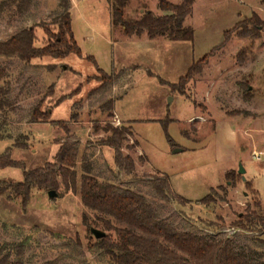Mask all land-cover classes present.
Returning a JSON list of instances; mask_svg holds the SVG:
<instances>
[{
  "label": "rangeland",
  "instance_id": "obj_1",
  "mask_svg": "<svg viewBox=\"0 0 264 264\" xmlns=\"http://www.w3.org/2000/svg\"><path fill=\"white\" fill-rule=\"evenodd\" d=\"M69 3L81 56L47 57L29 64L0 59L11 102L0 114L4 122L0 156L9 150L13 161L32 171L53 161L59 148L56 141L79 143L77 192H66L61 186L50 198L51 191L34 189L25 212L20 198H0V245H24L20 256L11 249L8 264H113L102 252L88 247L94 243L93 232L104 236L108 232L98 219L101 216L81 203L79 179L84 162L90 164L92 176L99 182L145 196L177 230L230 238L236 246L256 252L264 262V233L232 227L250 212L264 218V157L260 162L252 157L264 153V32L256 38H239V30L218 48L226 32L253 14L264 21L263 0H196L184 23L194 31L192 42L164 37L150 40L146 34L126 36L121 27L111 24L110 0ZM157 3L130 0L125 18L140 20L148 11L158 17L169 15L158 10ZM60 12L59 0H31L23 15L13 7L0 9V42L40 23L56 31L52 21ZM36 34V47H44L47 36L41 28ZM216 48L183 95L172 91L170 86L178 84L193 63ZM101 73L118 78L95 92L101 86ZM71 94V99L57 104ZM111 100L114 108L109 111ZM40 102L41 111L48 112L50 119L31 123L33 109ZM53 122H69L70 134ZM108 124L132 128V135L122 145V154L135 164L131 175L117 170L114 151L100 145L109 135L96 128ZM18 144L26 148L20 149ZM130 146L134 149H128ZM240 165L244 176L238 174ZM163 176L168 177L172 194L188 204L155 195L150 182ZM22 180L21 169H0V181ZM210 193L212 202L200 204Z\"/></svg>",
  "mask_w": 264,
  "mask_h": 264
},
{
  "label": "trees",
  "instance_id": "obj_2",
  "mask_svg": "<svg viewBox=\"0 0 264 264\" xmlns=\"http://www.w3.org/2000/svg\"><path fill=\"white\" fill-rule=\"evenodd\" d=\"M130 0H110V18L114 28L121 27L128 37H141L146 34L148 39L164 37L169 41L192 42L194 31L184 25L185 20L192 13V7L196 0H182L179 5H174L167 0H158L157 8L169 15L155 16L152 12H145L140 20L125 18V9ZM61 12L53 18L56 31L51 30L46 24L40 23L25 28L8 40L0 42V59H18L29 64L33 60L43 58L64 59L70 54L81 56V52L75 42L71 26V12L69 0H59ZM264 3V0H263ZM31 6V0H4L0 3V9L13 7L19 15L25 14ZM41 28L47 36L44 47H36L37 30ZM239 34V38L259 37L264 32V21L257 14L236 24L231 32L225 33L221 48L228 41L232 33ZM214 49L202 60L193 63L185 77L178 84L171 85L174 92L183 95L185 87L200 75L213 57ZM101 86L95 92L107 85L113 84L118 75H106L101 73ZM5 70L0 69V114L11 107L9 101L10 85L4 81ZM75 93V92H74ZM73 94L62 97L57 104L71 99ZM42 102L34 109L31 115V123H46L50 119L48 112L41 111ZM105 108V107H104ZM109 111L114 108V102H108ZM1 120V117H0ZM53 126L60 128L66 135L70 134L69 122H53ZM4 125L0 121V130ZM102 131L109 135L100 141L103 147H109L114 151V165L120 172L131 175L135 171V164L130 156L122 154V145L126 137L132 135L131 126L114 128L110 124L96 132ZM0 134V140H2ZM59 147L52 162L46 163L42 168L27 171L20 162L11 158L10 151L0 156V169L18 168L23 171V180L18 183L0 181V198L21 199L22 210L25 212L34 189L58 191L61 186L66 190L78 191V145L70 139L56 141ZM25 149L23 145H17ZM133 150L134 146L128 147ZM84 162V160H83ZM82 174L79 181V197L82 205L89 211L98 214L99 221L108 232L103 238L94 240L89 245L90 250L100 251L106 255L113 264H264L260 256L244 247H238L230 238L207 237L192 232H181L176 227L161 218L145 196L135 193L130 189L121 188L113 184L99 182L92 176L90 164L84 162L81 166ZM155 195L164 201L176 199L178 203L186 205L189 202L172 194L169 179L166 176L155 178L151 182ZM223 191V188H219ZM211 192H214L211 190ZM211 193L199 203L207 206L211 201ZM84 223L86 219L84 217ZM214 226V224H210ZM236 230L248 233L263 234L264 218L255 212L239 217L232 224ZM113 233V234H112ZM58 239L59 234H53ZM80 245L78 241L75 243ZM24 248L23 244L13 246L0 245V264H8L11 249L20 256ZM20 264V263H17ZM45 264H54L45 263Z\"/></svg>",
  "mask_w": 264,
  "mask_h": 264
},
{
  "label": "water",
  "instance_id": "obj_3",
  "mask_svg": "<svg viewBox=\"0 0 264 264\" xmlns=\"http://www.w3.org/2000/svg\"><path fill=\"white\" fill-rule=\"evenodd\" d=\"M238 174L241 175V176H244V174H245V171H244V169H243V167L241 165L239 166ZM243 181H245V180L243 179ZM48 195H49L50 198H54L56 196L54 191L49 192ZM93 235L95 236L96 239H101V238L104 237L103 233H100V232H97V231L93 232Z\"/></svg>",
  "mask_w": 264,
  "mask_h": 264
},
{
  "label": "built area",
  "instance_id": "obj_4",
  "mask_svg": "<svg viewBox=\"0 0 264 264\" xmlns=\"http://www.w3.org/2000/svg\"><path fill=\"white\" fill-rule=\"evenodd\" d=\"M252 157H253V159L256 160L257 162H260L261 157H264V153H254Z\"/></svg>",
  "mask_w": 264,
  "mask_h": 264
},
{
  "label": "crops",
  "instance_id": "obj_5",
  "mask_svg": "<svg viewBox=\"0 0 264 264\" xmlns=\"http://www.w3.org/2000/svg\"><path fill=\"white\" fill-rule=\"evenodd\" d=\"M114 110H115V109H114ZM114 113H115V111H114ZM116 116H117V115H116ZM230 170H231V169H230ZM230 170H229V171H230Z\"/></svg>",
  "mask_w": 264,
  "mask_h": 264
}]
</instances>
